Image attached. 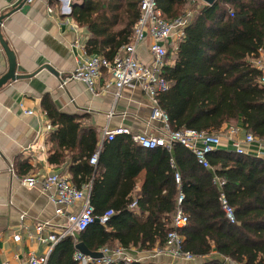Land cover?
Listing matches in <instances>:
<instances>
[{"label":"trees","instance_id":"trees-1","mask_svg":"<svg viewBox=\"0 0 264 264\" xmlns=\"http://www.w3.org/2000/svg\"><path fill=\"white\" fill-rule=\"evenodd\" d=\"M187 2L155 0L166 21L179 17ZM71 16L90 32L87 54L112 60L121 46L130 43L139 8L136 0H82L80 5H73ZM261 53L264 54V0H216L210 6L202 5L174 53H169L172 63L164 69L170 89L158 97V106L166 112L171 129L218 132L224 126L239 125L264 139V88L258 84L261 73L251 66ZM42 106L57 127L51 140L58 139V150L50 153V162H59L64 150L71 151L72 162L78 163L73 167L77 168L75 173L91 179L94 217L109 209L114 211L105 226L95 221L74 239L61 240L47 264H78L73 260L74 240L90 252L117 245L140 250L162 246L172 230L178 191L175 173L180 176L182 209L188 216L187 225L179 231L184 251L196 258L215 252L233 264H264L263 159L217 150L206 155L210 169H205L194 154L175 144L170 152L163 149L160 156L166 162L165 193L150 190L161 177L156 170H148L134 211L129 208L132 197L116 190L128 178L108 173L110 161L106 157L115 155L123 160L125 155L145 154L151 159L161 148L142 149L130 137L118 136L120 142L116 137L103 144L93 167L88 162L97 150L95 130L82 127L75 116L59 113L47 98H43ZM214 178L225 181L220 189ZM221 193L234 209L235 224L224 217L219 203ZM209 264L222 263L216 259Z\"/></svg>","mask_w":264,"mask_h":264},{"label":"crops","instance_id":"crops-1","mask_svg":"<svg viewBox=\"0 0 264 264\" xmlns=\"http://www.w3.org/2000/svg\"><path fill=\"white\" fill-rule=\"evenodd\" d=\"M18 1L0 0V18H3L0 34L13 54L15 74L20 77L0 88V263L12 264H18L29 253L49 257L60 242L56 245L37 242L34 238L36 223L49 222L51 229L44 231L43 236L51 231L57 233L65 223L62 217L54 214V206L48 199L52 191H41L39 183L33 188H27L22 181L29 177L42 180L48 175L59 174L79 189L91 184L88 175L75 173L77 168L73 167L78 163L72 162L71 151L64 150V157L59 162H50V153L58 150V139L51 140L57 127L51 124L43 110V98H47L59 113L75 116L79 118L82 127L95 130L98 143L94 154L98 153V156L105 143L101 144L104 129L112 130L123 126L146 135L161 131L160 123L150 119L151 104L138 87H126L116 97L115 89L104 90L108 81L106 72H103L97 83L95 95L89 94L81 83L70 81L62 84L63 78L70 74L77 61L89 55L86 44L90 39V32L71 16L73 5H80L82 0L26 1L24 12L16 10L10 14ZM141 53L148 58L145 50L142 49ZM173 53L174 49L170 51V55ZM172 59L168 60V64L172 63ZM46 66L55 71L57 76L45 69ZM7 68V57L0 45V78L7 72ZM26 111H32V115H27ZM231 127L238 129V140L247 132L235 125L224 126L223 133ZM116 140L121 141L118 137ZM244 149L245 154L264 160V146L245 145ZM162 150L154 152L151 159L145 154L125 155L123 160L115 155L107 156L110 165H107L106 171L128 178L116 190L127 192L133 199L132 203H136L147 171L156 170L161 180L150 187V190L164 194L163 184L167 172L164 171V158L160 159ZM217 150L234 152L231 142L225 137ZM172 163L173 160L170 159L171 167ZM78 183L80 187L77 186ZM177 188L179 191V187ZM108 202L111 203L110 200ZM73 211L75 208L66 209V212ZM14 235H19L18 242L13 241ZM79 243L81 242L74 240L75 252L78 251L76 245ZM117 247L121 246L110 249ZM156 247L160 245H155L151 250L121 248L133 249L132 256L139 257L138 262L143 264H209L216 259L222 264H233L215 252L191 262L174 260L168 255L153 256Z\"/></svg>","mask_w":264,"mask_h":264},{"label":"built area","instance_id":"built-area-1","mask_svg":"<svg viewBox=\"0 0 264 264\" xmlns=\"http://www.w3.org/2000/svg\"><path fill=\"white\" fill-rule=\"evenodd\" d=\"M32 0H27L30 3ZM138 2L139 16L133 27V34L129 44L121 46L115 53L112 60H107L99 55H87L83 60L77 61L74 69L63 78L62 84L67 82L81 83L86 91L95 95L97 83L103 72L108 75V81L104 90L115 89V96L118 97L122 89L126 87H138L151 104L150 119L161 125V131L154 135H146L133 132L131 129L118 126L112 130L104 129L101 144L110 142L118 136H128L131 141L142 149L151 150L162 148L170 151L175 144L189 150L194 154L197 163L205 169H210L206 155L217 151L222 145L223 137L231 142L236 154H245V145L264 146V139L255 137L252 133L246 132L244 137L237 139L238 129L229 128L225 133L222 129L218 132L195 131L190 129L172 130L170 121L165 111L158 106V97L170 89V84L164 77V69L168 65V55L176 44L184 38L185 29L194 19L201 8L194 11H184L179 17L171 21L163 19L161 12L157 9L155 0H136ZM50 11V9H48ZM145 50L148 58L142 56L141 51ZM251 66L261 73L258 84L264 88V55L251 61ZM32 115V111H26ZM98 153L94 154L89 163L96 166ZM174 182L180 187V176L174 174ZM214 184L220 189L225 181L220 178L213 179ZM40 185L41 191L49 192L50 203L54 206L56 217L65 220L64 225L55 233L51 231L43 236L44 231L51 229L49 222H40L35 225L34 238L41 244L56 245L66 237H74L84 231L89 225L97 221L105 226L114 211L106 210L100 217H94V208L90 203L91 184L76 188L64 176L51 174L42 180L33 177L26 178L22 184L27 188ZM184 195L181 190L176 197V207L172 216V230L166 234L163 246L153 250V256L168 255L174 260L191 262L197 258L184 251V238L180 234L188 223V216L182 209ZM219 203L225 219L235 224L234 209L229 205L224 193L219 196ZM132 203L130 208H134ZM75 208L73 212H66V209ZM19 235L13 236V241L18 242ZM133 249L101 248L98 253L100 257L91 258L76 251L73 260L78 264H131L140 261L139 257L132 256ZM48 255L36 256L29 253L18 264H47ZM0 264H12L2 262Z\"/></svg>","mask_w":264,"mask_h":264},{"label":"water","instance_id":"water-1","mask_svg":"<svg viewBox=\"0 0 264 264\" xmlns=\"http://www.w3.org/2000/svg\"><path fill=\"white\" fill-rule=\"evenodd\" d=\"M26 1L27 0H19L17 3H15V5H13V7H12V11L10 12V14L13 13L14 11H16V10H20L21 12H24V10L26 8V6H25ZM200 1H202L207 6H210L216 0H200ZM70 7H71V5L69 6V8ZM2 19L3 18H0V29H1ZM0 45H1V47L3 48V50H4L5 54H6L7 64H8L7 72L0 78V88H1L4 85H6L9 81L17 80L20 77L15 74V60H14L13 54L9 51V49L7 48V45L2 40L1 34H0ZM45 69H47L53 75L57 76V73L55 71H53L50 67L46 66ZM76 249L81 254H83L85 256H89L91 258L100 257V253H98V252H90L83 243L77 244L76 245Z\"/></svg>","mask_w":264,"mask_h":264},{"label":"rangeland","instance_id":"rangeland-1","mask_svg":"<svg viewBox=\"0 0 264 264\" xmlns=\"http://www.w3.org/2000/svg\"><path fill=\"white\" fill-rule=\"evenodd\" d=\"M204 5L199 0H188V2L185 4V6L182 8L181 13L186 11H194L197 9V7Z\"/></svg>","mask_w":264,"mask_h":264}]
</instances>
